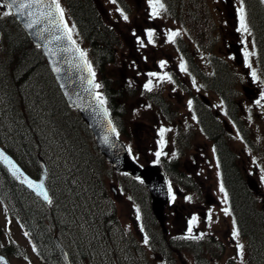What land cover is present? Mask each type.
Returning <instances> with one entry per match:
<instances>
[{"label":"rangeland","instance_id":"rangeland-1","mask_svg":"<svg viewBox=\"0 0 264 264\" xmlns=\"http://www.w3.org/2000/svg\"><path fill=\"white\" fill-rule=\"evenodd\" d=\"M92 1L99 7L98 12L99 14L101 12L100 16H103L108 26L111 27V32L116 35L117 46L114 51L116 58L114 64L109 67L108 76L121 84L120 106L123 117L120 116L119 121L122 120L120 125L125 134L120 138L124 139L125 142H130L134 148L138 149L139 157L136 156V159L143 164H153L160 156L172 157L177 153L186 155L188 153L187 146L179 151L177 147L179 141L185 144L190 141L193 146H197L204 140L202 132L193 118L195 116L192 107L196 104L199 108H203L204 113L214 114L220 122L229 126L231 129L228 135L229 147L235 152L238 162L245 169L247 180L249 179L255 185L258 193L264 195V99H262L264 96V74L262 73L264 70V29L257 27V25L253 27L256 48L253 35H251L252 31L250 32L249 28L247 32L237 30L240 28V9L243 8L240 0H196L197 4L203 2L199 10L193 11L194 15L197 16V21H195L197 24L196 33L198 34L199 30L204 32L205 27L209 29V42H202V45H190L193 62H196L199 72V75L191 73V76L190 72L180 70V65L181 63L185 64V59L179 55L175 44L168 42L169 33L175 32L179 27V21L174 17L175 13L161 10L159 16H153L149 0H141V10H138L134 0H118L115 3L111 0ZM58 2L60 7L67 11L64 5L60 1ZM252 8L256 9L258 21L256 22V17L253 16L256 13L251 14V8L249 11L250 19L261 24L264 28V14L259 12L257 7L252 6ZM4 11L6 9L0 4V13ZM125 15L128 17L127 20L123 18ZM69 20L66 19L65 22L69 27L70 35L75 43L80 44L83 40ZM148 31L154 32L153 44L147 42ZM180 36L185 35L182 33ZM140 40L143 41L144 46H141ZM235 44H237L240 55L241 61L239 63L234 57ZM81 47L87 51L89 45L81 44ZM184 47L187 48V45ZM211 57H216L223 64L224 72L217 71L215 73L216 80L225 84L226 91L223 93H226L227 96H235L239 120L242 121V129L247 134V145L227 118L222 98L214 90L203 87L202 78L208 76L213 69L209 61ZM160 61L166 62L163 68L160 66ZM153 64L156 65L153 66ZM92 73H94L93 76L97 85L100 80L99 72L96 73L93 69ZM149 73H157L158 75L153 77ZM164 74L173 75L172 79L175 78L176 82L158 78ZM228 78H230L229 82ZM149 81H151L152 91L155 92L154 95L162 97L161 101L168 105H165L166 110L157 103L148 100L147 92H145L147 89L144 86ZM247 90H253L256 93L255 96L250 97V94L246 93ZM98 92L99 97L102 98L100 90ZM146 96L147 98H145ZM189 100L192 101L191 109L188 106ZM229 101L231 102L230 98ZM233 105H236V102ZM161 129L166 130L163 136H161ZM46 134L49 135L48 132ZM157 152L160 153L159 157L156 155ZM207 154L209 166L202 171L189 172L196 191L193 193L194 196L187 193L183 187L181 188L187 194V197H183L179 201L180 205L186 208L183 216H186V219L189 218L194 206H199L197 224L193 226L192 234L187 236L199 237L198 231L200 234L206 233L204 235L206 237L209 235V231H212L223 233L225 237H228V235H232L233 231L232 220L230 214L225 215L223 211L226 208V202L223 193L220 191L218 170L210 144L209 148L207 147ZM122 179L114 177L112 181L110 178L106 180L111 200L107 205L105 204L106 208L105 210L102 208V211L113 213L115 220H117L115 224H118L115 225L117 234L114 232V244L110 245L108 241V248H123V240L131 238L140 251L138 255L140 261L142 260L147 264H159L157 256H154L149 246L142 244V238L136 225L140 213H138L133 202L131 193L121 186ZM112 185L117 189L115 195L110 189ZM196 194H200V196L198 197ZM205 196L210 197V204H206ZM260 198L263 203L264 196ZM69 210L67 211L68 218L60 223L69 228L63 237L71 248H75V242L81 246L82 251L88 254V249L85 248L87 246L83 244L87 241L85 232H81L82 227L79 224L75 225L76 222L74 223L76 220L78 222V218H83V212H71L70 208ZM209 211L212 213L210 222ZM177 220L179 219L177 218ZM0 229L3 244L12 241L20 245L28 252L33 264H40L21 231L14 222L6 218L1 205ZM122 233L125 234L124 237ZM70 235H73V239L70 238ZM204 244V247L196 245L198 254L199 250L208 253L209 242L205 241ZM178 250L182 251L181 253L188 260L187 256L190 254V250ZM98 251L99 249H95V255L89 254L91 264H100V260L105 255L97 253ZM225 251L226 253H222L217 264L224 262L231 248L227 247ZM74 253L73 250V255ZM119 258L121 261L126 260L122 255ZM134 258L137 257L134 255ZM179 259L184 262L183 257L176 256V261ZM114 260H118V258H114ZM9 262L10 264H25L23 260L14 258H9ZM174 264L181 263L174 262ZM255 264H264V251L261 249L260 252L258 249Z\"/></svg>","mask_w":264,"mask_h":264},{"label":"trees","instance_id":"trees-1","mask_svg":"<svg viewBox=\"0 0 264 264\" xmlns=\"http://www.w3.org/2000/svg\"><path fill=\"white\" fill-rule=\"evenodd\" d=\"M62 1L78 32L89 45L88 56L99 72L101 89L111 116L114 120L117 117L120 119V116L123 117L119 102L122 91L108 76L109 67L116 58V35L102 19L92 0ZM242 2L247 6L249 23L250 15L256 13L252 6L264 14L258 0ZM0 4L8 11L2 0ZM253 16L257 22V13ZM253 24L264 29L261 24ZM219 65L215 69L223 73ZM214 83L220 91H226L223 82L216 80ZM223 96L230 97L226 93ZM225 100L228 103L229 100ZM228 105L232 118H235L236 107ZM206 126L202 125L205 130ZM209 139L217 146L222 184L231 198L233 218L239 233L247 238L253 251L255 247L259 252L260 249L264 251V214L255 210L251 194L239 172L236 156L228 147L219 123L210 114ZM0 144L32 176L36 177L41 172L39 158L47 166V186L51 196L47 207L17 185L0 167V203L7 217L23 230L41 264H64L54 245L55 235L69 249L72 264H91L89 254L95 255V249H99L97 253L106 255H103L100 264H143L134 258L138 252L132 241H123V248H108V241L110 245L114 244L116 233L114 214L102 211L110 196L105 185L110 169L97 153L85 124L76 112L66 106L38 48L31 44L12 16H4L3 13H0ZM175 166L172 164L171 167ZM131 181L129 189L136 190L138 196L142 188L135 180ZM69 208L71 212H83V218L74 223L82 227L81 232H85L87 241L83 244L87 246L88 254L75 242V248H71L63 237L69 228L60 223L68 218ZM148 217L151 226L153 220L150 214ZM70 238L73 239V235ZM0 252L7 258L32 264L21 247L13 242L2 244L1 229ZM120 255L126 260L121 261Z\"/></svg>","mask_w":264,"mask_h":264},{"label":"water","instance_id":"water-1","mask_svg":"<svg viewBox=\"0 0 264 264\" xmlns=\"http://www.w3.org/2000/svg\"><path fill=\"white\" fill-rule=\"evenodd\" d=\"M20 2L31 3V0H18V3ZM260 2L264 8V0H260ZM11 11L12 17L29 40L39 47L67 104L79 112L81 119L93 133L99 152L116 171L126 172L132 177H140L144 181L151 192L153 213L156 219L162 223V209L166 202L165 178L156 166L140 168L134 164L126 147L115 137L107 110L94 95L95 88L87 63L78 48L69 39L61 16L55 11L53 0H40L39 4H33L20 12H17L13 6ZM50 12L51 15H49ZM28 23H33V26L27 27ZM56 69L59 70L56 71ZM0 153L3 154L0 155V166L8 175L47 205L50 199L45 200L43 195L38 194L37 189L30 188L26 182L27 179L34 184L42 183L44 191L47 192L45 186L46 168L42 161L40 163L43 170L39 179L36 180L30 177L1 145ZM4 157L8 159L5 160ZM55 243L62 259L67 262L66 251L56 238ZM0 257L3 258L0 264H9L1 254Z\"/></svg>","mask_w":264,"mask_h":264},{"label":"flooded vegetation","instance_id":"flooded-vegetation-1","mask_svg":"<svg viewBox=\"0 0 264 264\" xmlns=\"http://www.w3.org/2000/svg\"><path fill=\"white\" fill-rule=\"evenodd\" d=\"M201 5L202 4H199V3L197 4L196 0L195 1L183 0L182 5L176 6L178 8L175 10V14H174L175 17L177 18V20L179 21V27L177 28V30H175V32H179L180 35L182 33L185 35L183 37H181L180 35L177 36L175 38V43H174L175 45L174 46L177 48V51H178L180 56H185L195 66H196V62H193V58H192L193 54H192L190 45H202L203 44L202 42H204V43L209 42V29H207L205 27L204 32L199 30V33L198 34L196 33L197 24L195 21H197V16L194 15L193 11L199 10ZM181 8H183L187 12L185 14L181 13L182 12ZM206 24H207V22H206ZM185 45H187V48L184 47ZM155 65L156 64H153V66H155ZM145 67L147 68V65H145ZM172 76H171L172 82L176 81L175 78L172 79ZM206 88L209 90V84L206 85ZM255 94L256 93L254 91H251L250 97H254ZM205 124L207 125L208 131H209V118H207L205 120ZM203 135H202V138L204 140H202L200 143H198L197 146H193V144L190 143V141L188 144L183 143L181 151L187 146L186 149L188 150V153L186 155L180 153L179 156H176L175 159H176V165L177 166L175 168L170 167L169 173L170 172L172 174L177 173V174H180L181 177H173V178L168 177L169 200H168V203H167V205L165 207V211H164L165 212V219L168 223H170V222L172 223L173 221H175L174 220L175 217H180L182 219L183 214L186 211V208L184 206H181L180 202H179L183 197H187V194L184 193L181 190V188L183 187L187 193H190L194 196L193 189H192V188H194V186L192 184L193 180L190 178L189 172L202 171L206 167L209 166V156L207 154V147L209 148V138L206 137L205 135H204L205 136V138H204ZM188 155H189V157H188ZM245 179H246L247 187L249 188V190L253 194L252 200L255 204V210H257L261 214H264V202L262 203V201H261L262 199L260 198V197H263L264 195L261 193H258L256 191L255 185L252 182H250L249 179L248 180H247V178H245ZM196 195L198 197L200 196V194L199 195L196 194ZM173 197H175V198L173 199ZM205 202H206V204L211 203V200L208 196H205ZM202 203H203V201H202ZM200 206H201V204H200ZM198 208H199V206L195 205L194 208L192 209V211L193 210H199ZM209 215H212V213L210 211H209ZM192 216H194V215L192 213H190V217H192ZM184 217H186V216H184ZM211 220H212V216H211V219H209V222ZM186 226H187V224H184L182 226V228L177 230V233H178L177 237H179L180 239L186 230ZM219 234L220 233H218V235ZM221 236L223 237L224 234L221 233ZM215 237H218V236L215 235ZM227 242L228 243L232 242L230 237H228ZM229 245H227V246H229ZM168 257H169L168 253L165 254L163 257H160V262H162V263L165 262Z\"/></svg>","mask_w":264,"mask_h":264},{"label":"snow or ice","instance_id":"snow-or-ice-1","mask_svg":"<svg viewBox=\"0 0 264 264\" xmlns=\"http://www.w3.org/2000/svg\"><path fill=\"white\" fill-rule=\"evenodd\" d=\"M40 3V0H31V3H23V2H20L18 3V0H4V5L9 9L8 11H4L3 12V15L4 16H8V15H11L13 14L11 9L13 8V6H15V9L17 12H20L22 9H26V8H29L31 7L33 4H39ZM113 3H115V0H113ZM53 4H55V11L59 13V15L61 16V18L63 17V9L60 8V5H59V2L58 0H53ZM149 5L152 7V14L153 16H159L160 15V12L161 10H164V4L161 3V0H149ZM51 7V6H49ZM240 28H238L237 30L240 31V30H243L245 32L248 31V27H247V24L245 22V15H244V10L243 8L240 9ZM28 15H31V13H28ZM49 15H51V12L49 13ZM125 20L128 19V17L125 15L123 17ZM33 26V23H28L27 24V27L31 28ZM65 27H67L65 25ZM70 31V30H69ZM180 33L179 32H170L169 35H168V42L170 43H175V38L177 36H179ZM154 32L152 31H148L147 32V42L148 44H153L154 43ZM57 39H60V37H57ZM69 39H71V37L69 36ZM139 39V38H138ZM139 43L141 44V46H144V43L142 40L139 41ZM81 55H84L83 53H81ZM166 62L165 61H160V66L161 68H163L165 66ZM59 69H56V71H58ZM91 71V69H89ZM180 70L182 72H186L187 71V67L184 63H181L180 65ZM94 75V73H93ZM150 76H153V77H156L158 74L157 73H149ZM253 77L255 78V73L253 72ZM159 79L163 80V79H167L169 81H171V76L168 75V74H164V76H160L158 77ZM91 82V81H90ZM193 84L195 85V81L193 80ZM95 87L99 88L100 85L97 84L95 85ZM148 91H152V87H151V81L148 82V84H145L144 86ZM262 99H264V96H262ZM101 103H103V101H101ZM257 103H259V101H257ZM188 106L189 108L191 109L192 107V101L189 100L188 101ZM195 119V117H193ZM112 131H115V129L113 128ZM164 131H166L165 129H161V136H163V133ZM215 151V149H214ZM0 155H3L2 153H0ZM157 157L160 156V153L157 152L156 153ZM5 160H7L8 158L7 157H4ZM10 163V161H9ZM17 171H19L17 169ZM26 182L28 184V186L30 188H35L38 190V194H41L43 195L44 199L45 200H48V195H47V192L44 191V186L42 183H39V184H34V182H32L31 180H27L26 179ZM220 191L221 192H224V187H223V184L220 185ZM175 197H173L174 199ZM225 201H227V193H225ZM224 213L225 215H229L230 212H229V209L228 208H225L224 210ZM209 219H211V215H209ZM196 220V217H193V221ZM191 224L192 222H190V225H189V229L188 231L191 232L192 231V227H191ZM232 236L235 238V237H238L239 236V231L236 229L235 227V220H233V231H232ZM186 239H199L200 237H195V236H187L185 237ZM146 244L148 242L147 240V237H145V241H144ZM239 247L242 249L243 248V245H239ZM3 258L0 257V261H2Z\"/></svg>","mask_w":264,"mask_h":264}]
</instances>
